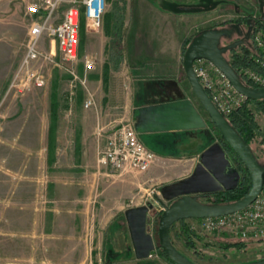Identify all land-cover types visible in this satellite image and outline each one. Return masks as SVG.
Here are the masks:
<instances>
[{
	"label": "rangeland",
	"instance_id": "374dc122",
	"mask_svg": "<svg viewBox=\"0 0 264 264\" xmlns=\"http://www.w3.org/2000/svg\"><path fill=\"white\" fill-rule=\"evenodd\" d=\"M32 2L34 0H8L0 3V131L2 130L0 134L6 133L7 135L6 137L0 136V264L5 261L39 264H133V250L126 248L120 240H115V243V241L112 242V239H107L105 249L101 248L100 243H96L97 246L92 244L86 247L83 241V231L85 230L82 224L83 218L77 209L75 212L78 213L74 212V215L66 216L65 206L68 203H58L57 205L60 208L58 209V222L67 229L66 234L54 235L56 239H59L58 241L46 240L44 235L39 234L37 237L39 248L30 250L29 237L24 238L17 233V152L15 153L16 148H14L17 147V144L10 135L13 134L14 127L18 130L20 123L23 128L36 129L37 124L39 125L41 119L45 117L49 98L53 96L55 99L61 100L68 93L71 81L70 76L65 72V67L68 66L65 63L64 67L59 68L45 64L43 65L44 71L47 73L45 86L32 87L23 94L11 92L6 98L4 97L12 74L24 54L30 22V17L26 14V7ZM194 2H197V6L192 5L191 0H106L102 25L99 29L91 30L81 23L79 29L80 56H88L95 63L93 70L87 73L84 72L81 63L75 66V70L80 76L98 77L88 83L93 99L102 102L104 107L109 99L113 98L119 101L117 88L120 81H127L128 77L125 72L115 73L116 71H113L116 61L114 54L119 52L120 55H125L127 51L125 39L121 43L104 37L103 32H106L111 20L117 24L116 27L119 26L118 33L125 38L130 25L137 19L142 27L138 38L146 36L147 52L156 54L160 45L159 39H173L176 36L179 37L181 33L190 37L206 30L221 32L218 46L224 47L243 38L247 32V25L245 23L236 24L233 22L235 19L246 15L264 16V0H194ZM150 38H154L155 43H152ZM244 45L249 46V40L244 41ZM224 57L228 60L227 52L224 53ZM54 59L57 63L61 62L59 51L56 48H54ZM177 66L183 77V68L179 62ZM105 67L107 69L109 67V71L107 70L106 73L104 72ZM111 72L114 73L111 74ZM97 80H101V84H96ZM188 85V82L185 81L184 86L187 88ZM188 93L195 99L191 90H188ZM21 104L23 108L17 114H21L24 122L18 118L14 123L11 121L12 114ZM199 107L203 111L202 116H204L207 126L212 128L215 142L219 143L232 167L238 171V157L231 149H225L221 136L213 127L200 104ZM116 110L121 111L120 108ZM257 119L258 123L264 127L263 115H258ZM252 149L255 150V145H252ZM252 152L254 156H258L257 160L264 168L263 153ZM99 168L114 175L112 178L118 174V172H112L105 167L99 166ZM146 173L133 171L130 174L134 179L142 182L145 180L144 174ZM146 188H148L144 198L145 201L147 200L146 203L148 199L154 198V195L162 200L160 191L156 187ZM138 191L139 188L135 187L132 196L134 203L141 197L142 192L138 193ZM211 199L208 195L197 198L202 204H212L210 203ZM145 201H143V205L146 204ZM161 213L162 211L157 212L152 217L151 233L154 238L155 250L147 260L156 259L164 264H171L159 255L157 225ZM182 225L188 226L200 238L197 240V245L198 252L202 254L201 258L185 246V241L180 235ZM93 228L97 229V227ZM112 229H116V226H113ZM169 232L171 243L176 250L198 264H242L259 260L264 256V236H259V234L249 233L244 237L230 229L204 231L200 227L199 221L194 219L185 220L182 224L176 222ZM43 241H48V243L43 244ZM237 241L245 243V249L230 248L224 252L220 250L221 247Z\"/></svg>",
	"mask_w": 264,
	"mask_h": 264
},
{
	"label": "crops",
	"instance_id": "0c3cea01",
	"mask_svg": "<svg viewBox=\"0 0 264 264\" xmlns=\"http://www.w3.org/2000/svg\"><path fill=\"white\" fill-rule=\"evenodd\" d=\"M191 4L197 6L194 0ZM134 21L125 38L118 30L115 32V23L112 22L103 32L104 37L110 40L122 43L125 39L126 42V54H114L117 65L113 71L128 74L127 81H120L117 88L119 101L109 99L104 107L102 102L93 99V105L84 108L90 90L88 83L98 78L86 76L85 87L70 81L69 91L61 100L53 96L49 98L45 117L36 129L23 128L20 123L18 130L14 127L10 135L17 144L14 147L17 152V233L24 238L29 237L30 250L39 248V234L44 235L46 240L58 241L54 235L67 233L66 227L60 225L57 219L58 203H68L65 206L66 216L79 212L83 218L86 247L100 243L105 249L106 240L112 239V242L120 240L132 250L125 222L126 210L144 204L146 187H156L160 191L162 187L188 177L198 162L197 155L170 156L164 150L148 145L157 158L144 174L142 182L131 176L132 170L118 172L112 178L114 175L99 168L96 162L98 148L110 128L130 121L135 129L136 111L147 101V82L177 81L197 112L203 115L196 99L188 93L189 85L187 88L184 86L187 81L185 75L182 77L177 69L178 62L182 66V46L187 35L181 33L173 39H159L158 53L151 54L147 52L146 36L138 38V33L142 32L139 21ZM150 40L155 43L154 38ZM97 83L101 84V80ZM22 108L21 104L12 114L11 121L15 123L19 118L24 122L21 114H17ZM118 108L121 111L116 110ZM173 123L170 122L169 126ZM0 136L7 135L2 133ZM135 187L139 188L138 193L142 192L136 203L132 198ZM76 209L78 212H75ZM113 226L116 229H112ZM46 243L48 241H43V244ZM133 260V264H164L156 259L138 260L135 256Z\"/></svg>",
	"mask_w": 264,
	"mask_h": 264
},
{
	"label": "water",
	"instance_id": "95a60500",
	"mask_svg": "<svg viewBox=\"0 0 264 264\" xmlns=\"http://www.w3.org/2000/svg\"><path fill=\"white\" fill-rule=\"evenodd\" d=\"M246 24L244 37L224 47L218 46L221 36L219 31L206 30L196 35L185 49L182 67L196 101L246 169L250 179L248 192L242 199L226 204H202L197 200L200 195L234 189L240 175L230 164L219 143L215 142L212 128L207 126L205 118L197 112L179 83L175 80L147 82L146 104L136 111L135 130L139 138L147 147L153 145L170 156L197 155L198 162L188 177L160 190L162 200L154 196L157 203L149 199L145 205L126 210L125 222L134 256L138 260L150 258L155 250L151 224L160 206L163 211L157 225L159 247L174 264H194L171 243V226L180 220L216 218L239 212L252 204L262 188L264 168L227 119L215 108L193 71L196 60H206L227 78L237 93L246 99H264V88L246 85L224 57V53L249 40L252 26L249 21ZM172 121L174 123L170 128L169 123ZM242 264H264V258Z\"/></svg>",
	"mask_w": 264,
	"mask_h": 264
},
{
	"label": "built area",
	"instance_id": "2783aa9c",
	"mask_svg": "<svg viewBox=\"0 0 264 264\" xmlns=\"http://www.w3.org/2000/svg\"><path fill=\"white\" fill-rule=\"evenodd\" d=\"M8 0H0V3ZM106 0H34L26 7L30 17L24 54L10 79L6 96L13 92L23 94L32 87H43L47 73L43 65L65 67L72 84L86 86V75L80 76L75 66L82 64L85 73L93 70L94 60L80 56L79 29L81 23L91 30L102 25ZM253 44L261 54L257 61L259 70L242 67L239 78L256 88H264V36L256 33ZM54 48L59 51L60 63L54 59ZM193 71L209 99L227 119V116L242 105L245 97L237 93L227 78L211 63L199 59L193 63ZM93 105V96L87 93L84 108ZM156 154L139 138L130 123L125 121L110 128L97 151V164L112 172L132 170L146 172L155 162ZM154 199V198H150ZM154 203L157 201L154 199ZM163 211L160 206L159 212ZM204 231L234 230L246 237L249 233L264 236V182L256 199L247 208L222 217L198 220ZM1 264H39L34 262L5 261ZM45 264V263H41Z\"/></svg>",
	"mask_w": 264,
	"mask_h": 264
},
{
	"label": "trees",
	"instance_id": "16d2710c",
	"mask_svg": "<svg viewBox=\"0 0 264 264\" xmlns=\"http://www.w3.org/2000/svg\"><path fill=\"white\" fill-rule=\"evenodd\" d=\"M247 21H249L250 25L252 26V31L249 38L250 45L248 46L242 44L227 52L228 53L227 61L231 66V68L237 74H238V70L242 67H248L256 71L259 70L257 61L261 59L262 53L258 52L256 46L253 44V36L256 33H260L262 34V36H264V16L246 15L241 17L240 19L239 18L235 19L233 22H236V24L237 23L246 24ZM111 22L114 23L113 20H111ZM116 26L117 24H114L115 32L119 28V26L118 27ZM196 35L198 34L188 37L183 42L182 56L185 52L187 45ZM116 65L117 64H115L114 68H116ZM104 72L105 73L107 72V67H105ZM246 85L252 88H256L255 86H253L248 82H246ZM261 114L264 117V99H260V100L245 99L242 105L234 109L227 116V121L237 132V134L243 139V141L247 144V146L251 149V151H255L257 153H263L264 155V127H262L258 123V119H257V116ZM221 141L225 145V149L230 150L228 145L224 143L222 139ZM252 145H255V150L252 149ZM255 158L258 159V156L255 155ZM237 169L241 176L240 182L237 184V186L232 190H223L208 195V197L212 198L210 200V203L221 204V203L235 202L242 199L246 195L250 186V179L246 169L244 168L240 160H238ZM263 180H264V173H263ZM177 222L182 224L185 222V220H180ZM174 224L171 226L170 230L172 229ZM180 232H181L180 235L183 237V240L185 241V246L188 247L191 251H193V254L201 258L202 254L198 252L199 250L197 245V240H200V238L197 237V235H195L190 230V228L185 225H182ZM245 247H246L245 243H243L242 241H237L232 244H227L223 248L221 247L220 250H223V252L230 248L236 250H242L245 249ZM159 255L163 260L165 259L169 263L174 264L165 256V254L160 248H159ZM263 258L264 256H262L260 259ZM190 261L193 262L194 264H198L197 262L191 259Z\"/></svg>",
	"mask_w": 264,
	"mask_h": 264
},
{
	"label": "flooded vegetation",
	"instance_id": "af4514ba",
	"mask_svg": "<svg viewBox=\"0 0 264 264\" xmlns=\"http://www.w3.org/2000/svg\"><path fill=\"white\" fill-rule=\"evenodd\" d=\"M200 196H203L204 197V195H200ZM205 196H207V195H205Z\"/></svg>",
	"mask_w": 264,
	"mask_h": 264
}]
</instances>
